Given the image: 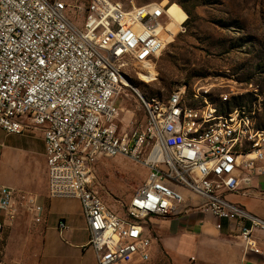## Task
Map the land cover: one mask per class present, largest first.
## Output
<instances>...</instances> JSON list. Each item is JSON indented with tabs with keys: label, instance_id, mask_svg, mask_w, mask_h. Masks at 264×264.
Masks as SVG:
<instances>
[{
	"label": "built area",
	"instance_id": "obj_1",
	"mask_svg": "<svg viewBox=\"0 0 264 264\" xmlns=\"http://www.w3.org/2000/svg\"><path fill=\"white\" fill-rule=\"evenodd\" d=\"M169 10L114 0H0V129L42 133L48 197L79 201L98 264L149 262L156 237L147 220L186 213L181 189L204 200L189 207L202 224L220 230L223 221L235 223L245 250L264 264L253 239L264 221L226 198L251 193L264 178L261 109L220 116L212 105L188 107L185 89L166 101L148 99L127 78L140 67L142 82L155 80L154 63L172 37L164 23ZM121 99L143 109L142 130L133 135L120 134ZM115 158L148 170L124 216L97 190V164ZM14 204L13 190L0 186V233L14 223ZM27 209L41 222L37 197L27 199ZM67 229L60 220L58 230Z\"/></svg>",
	"mask_w": 264,
	"mask_h": 264
},
{
	"label": "rangeland",
	"instance_id": "obj_2",
	"mask_svg": "<svg viewBox=\"0 0 264 264\" xmlns=\"http://www.w3.org/2000/svg\"><path fill=\"white\" fill-rule=\"evenodd\" d=\"M64 1L74 4V0ZM114 1L136 6L163 4L172 17H166L164 23H176L171 26L172 37L154 63L155 80L142 82L137 76L140 67L128 71L127 78L146 98L166 101L173 92L185 89L186 105L190 108L212 105L220 116L240 107L261 109L260 122L264 121V0ZM195 96L199 100L195 101ZM119 106L120 134L141 131L143 109L133 102L124 103L123 99ZM147 176L145 167L126 158L103 159L96 166L97 190L102 200L122 216L123 205L144 185ZM45 196L49 199L47 193ZM187 198L185 208L201 204ZM62 201L70 212L76 213V200ZM171 220L149 219L147 225L157 238L160 226ZM202 225L218 230L215 224Z\"/></svg>",
	"mask_w": 264,
	"mask_h": 264
},
{
	"label": "crops",
	"instance_id": "obj_3",
	"mask_svg": "<svg viewBox=\"0 0 264 264\" xmlns=\"http://www.w3.org/2000/svg\"><path fill=\"white\" fill-rule=\"evenodd\" d=\"M45 153L41 132L17 136L0 129V186L13 190L17 210L14 223L0 233V264H98L95 252L88 247L90 236L79 201L76 200L79 207L73 214L62 200L45 196ZM254 187L249 194H230L226 198L264 221V178L257 179ZM181 190L186 198L204 202ZM31 196L37 197L43 207L39 223L31 212L27 213V199ZM185 211L160 226L151 260L145 264H261L259 255L245 250L235 223L223 221L222 228L216 230L203 226L195 213L191 216L189 207ZM60 220L68 225L63 232L58 230ZM253 239L264 252V232L255 231Z\"/></svg>",
	"mask_w": 264,
	"mask_h": 264
},
{
	"label": "bare ground",
	"instance_id": "obj_4",
	"mask_svg": "<svg viewBox=\"0 0 264 264\" xmlns=\"http://www.w3.org/2000/svg\"><path fill=\"white\" fill-rule=\"evenodd\" d=\"M170 15V14H169ZM170 17H171V15H170ZM172 18V17H171ZM172 21V23L169 25V31H171V26H172V24L173 23H175L173 20H171ZM176 24V23H175ZM170 35H171V33H170ZM152 74H153V72H151Z\"/></svg>",
	"mask_w": 264,
	"mask_h": 264
}]
</instances>
